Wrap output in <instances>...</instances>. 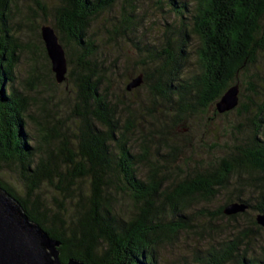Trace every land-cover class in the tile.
I'll return each instance as SVG.
<instances>
[{"label":"trees","instance_id":"1","mask_svg":"<svg viewBox=\"0 0 264 264\" xmlns=\"http://www.w3.org/2000/svg\"><path fill=\"white\" fill-rule=\"evenodd\" d=\"M17 2L0 0V185L60 242L63 264L71 259L84 264H160L159 249L166 238L188 228V202L198 196L212 200L229 190L233 179L239 193L226 204L244 202L264 213V85L260 89L256 82L264 79L253 70L264 53V0H159L178 17L169 28L178 36L169 35L162 49L150 45L142 49L146 57L159 59L154 71L142 75L154 98L168 103L173 121L179 125L190 114L210 118L207 114L215 103L214 113H221L217 103L230 87L245 91L235 108L248 116V130L224 156L186 170L177 164L181 155L175 144L166 141L168 153L159 149L153 153L150 138L144 136L138 151L134 148V111L128 107L123 119L104 86L106 73L89 29L116 0L61 1L53 27L66 51V79L76 88L80 130L73 140L59 137L53 146L48 125L42 122L37 138L26 119L28 100L12 78L20 46L7 22ZM136 24L135 15L128 13L115 32L136 29ZM192 34L198 41L194 50L198 69L187 75ZM44 51L49 61L46 46ZM9 167L25 195L3 179ZM140 167L146 169L144 178L139 176ZM45 184L56 187L69 206L55 210L45 203L40 195ZM247 188L257 193L256 203L244 197ZM119 197L135 206L126 217L120 212ZM226 204L217 210L218 217H226ZM162 214L170 216L168 224ZM240 216L247 213L227 219ZM262 229L252 218L250 226L197 255L191 264H264V240L255 243Z\"/></svg>","mask_w":264,"mask_h":264},{"label":"rangeland","instance_id":"2","mask_svg":"<svg viewBox=\"0 0 264 264\" xmlns=\"http://www.w3.org/2000/svg\"><path fill=\"white\" fill-rule=\"evenodd\" d=\"M61 1L18 0L13 5V15L7 22V28L20 46L17 52L19 61L12 78L15 86L28 100L29 111L26 119L30 130L38 138L40 132L38 124L43 122L48 125L47 132L52 135L53 146L57 145L59 137L73 140L80 130L75 85L68 79L62 82L57 80L56 73L51 69L52 65L50 66L51 60L48 61L44 51L42 28L53 27ZM186 1L194 3V0ZM128 13L135 15L136 29L121 32L120 28L116 33V27L121 26L124 16ZM178 22V17L167 2L116 0L113 8L94 19L89 34L94 37L99 47L98 57L107 79L104 86L109 89L119 115L125 119L128 107L134 111L137 125L134 148L138 151L144 136L150 138L153 153H156V149L168 153L166 141L175 144L181 155L177 164L186 170L198 163L214 162L224 156L234 145L236 138L242 135L241 132L248 130L246 126L248 116L241 115L236 108L230 110L228 114H225L226 112L215 114V103L207 114L210 118L204 114H190L177 125L173 121V112L170 111L168 103L161 98L155 99L145 81L139 87L127 89L134 78L154 71L156 63L159 62V59L155 61L146 57L147 54H144L142 49L146 45H150L152 49H162L169 35L174 33L173 37L178 36L177 30L169 29L171 24L176 25ZM197 42V38L192 34L188 44L190 59L185 70L187 75L198 69L194 52ZM253 70L264 79V53ZM68 72L69 66L67 75ZM256 82L262 89L260 86L264 85V82L260 79ZM239 88L240 102L243 98L242 92L245 91L244 88ZM145 172L146 169L140 167L139 176L144 178ZM3 179L19 194L25 195L22 182L10 167L4 171ZM236 182L237 180L233 179L229 190H223L212 200L198 196L188 202L185 209L189 216L188 228L173 234L172 237H168L169 239L166 238V242L159 249L160 264L196 263L197 255L205 254L208 248L219 246L238 233V230L251 225V219H255L261 212L250 206L245 211L237 213H247V217L240 216L228 220V215L226 217L216 215L217 210L226 204L231 195L239 193V190H235ZM244 190H247L244 197L256 203L255 190L251 191L248 188ZM40 192L42 200L55 210L61 208L60 205L69 206L61 192L52 185H43ZM119 205L120 212L125 217L135 210L133 201L128 198L119 197ZM169 219L170 216L162 214L164 223L168 224ZM263 240L264 229L261 230L260 239L255 243L261 244Z\"/></svg>","mask_w":264,"mask_h":264},{"label":"water","instance_id":"3","mask_svg":"<svg viewBox=\"0 0 264 264\" xmlns=\"http://www.w3.org/2000/svg\"><path fill=\"white\" fill-rule=\"evenodd\" d=\"M42 37L52 62V69L57 80L66 79L67 57L58 34L52 26L42 28ZM143 75H138L129 83L132 90L143 84ZM239 103V87L232 86L217 103V109L224 113L232 110ZM248 205L244 202L226 205L224 212L234 215L245 211ZM256 220L264 226V213L257 215ZM60 242L34 222L6 189L0 185V264H63L58 249ZM67 264H84L71 259Z\"/></svg>","mask_w":264,"mask_h":264}]
</instances>
